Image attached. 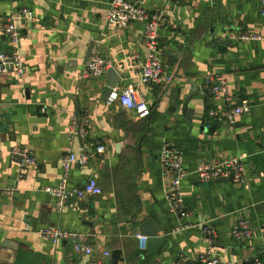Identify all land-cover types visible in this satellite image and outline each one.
Instances as JSON below:
<instances>
[{"label": "crops", "instance_id": "obj_1", "mask_svg": "<svg viewBox=\"0 0 264 264\" xmlns=\"http://www.w3.org/2000/svg\"><path fill=\"white\" fill-rule=\"evenodd\" d=\"M110 1L0 0V25L19 8L33 15L19 23L24 75L0 73V188H16L0 195V264H90L71 242L53 244L24 231L26 223L81 232L93 257L120 250L117 263L200 264L199 253L210 246L228 264H251L264 250V18L258 0H134L165 12L158 58L169 80L150 85L138 79L137 65L146 56L144 26L106 23ZM244 34L259 38L241 39ZM90 46L121 76L118 92L131 86L145 100L147 117L106 103L109 69L102 77L83 74ZM0 51H12L1 28ZM213 76L225 79L230 98H215L205 87ZM242 98L250 110L233 124L207 116L210 108ZM98 144L105 153L95 152ZM15 146L36 159L20 176L11 155ZM164 147L180 153L187 172L203 161L244 155L243 181L201 183L186 176L180 187L185 213L176 215L158 162ZM69 152L89 159L72 164L68 185L94 179L102 193L57 211L44 188L59 183L60 161ZM240 220H249L252 235L235 242L230 232ZM206 223L216 230L209 240ZM141 226L147 238L158 231L144 250L136 238Z\"/></svg>", "mask_w": 264, "mask_h": 264}, {"label": "built area", "instance_id": "obj_2", "mask_svg": "<svg viewBox=\"0 0 264 264\" xmlns=\"http://www.w3.org/2000/svg\"><path fill=\"white\" fill-rule=\"evenodd\" d=\"M260 6V15L264 18V0H258ZM32 12L27 8H19L13 14L8 16L0 25L2 34L9 40L12 51H0V73L9 71L15 72L19 76H23L26 66L22 56L18 51L21 39V27L19 23L23 20L32 18ZM165 12L163 9H154L152 11L144 8L138 1L134 0H111L106 12V23L115 26H128L133 22H140L144 26L142 44L146 51V56L138 66V79L142 84H157L163 80L168 81L165 76L164 64L159 60V31L164 21ZM241 39H257V35L244 34ZM109 62L101 53L93 48L84 65L85 76L102 77L106 70L110 68ZM205 87L215 97L230 98V93L225 79L222 76L208 77L205 81ZM120 103L127 109L135 110L139 117H147L150 114V108L145 100L135 96L134 89L131 86L126 87L122 92L112 89L110 95L106 99V103ZM250 110V102L247 98H242L239 102L227 108L212 107L208 110L207 116L220 123L226 122L233 124L238 116L247 113ZM76 121L74 119V122ZM76 133V130L74 131ZM77 132L82 136L86 131L81 125L78 126ZM69 144L72 143V135L68 136ZM104 144H98L95 148L97 154L105 153ZM11 155L18 163L19 176L27 169V167L36 164L35 156L23 147L15 146L11 150ZM244 155L233 157L230 159L203 161L199 163L195 170L187 172L182 165L180 153L173 148L164 147L158 155L159 165L165 175L169 178V183L165 188V196L169 204L170 212L176 215L185 213L184 201L181 195L180 187L184 178L193 174L201 183L210 182L219 178L231 179L233 183H241L243 181V165L242 159ZM89 155H76L69 152L61 158V166L63 170L62 177L56 186L45 187L44 191L51 195L54 207L57 211L64 209L70 201L80 200L86 196H96L102 193L101 188L96 180L89 179L81 186L70 187L68 185V171L72 164L84 165L87 163ZM15 187L0 188V195L11 196L15 193ZM249 220H240L235 223L231 229V238L235 242H243L248 240L251 235V227ZM26 232H33L39 238L50 240L53 244H59L65 241L72 243L76 252L90 256V264H107L111 258V251L104 250L100 257H93V249L86 243L85 234L77 231L64 230L52 226L33 228L26 223L23 227ZM202 231L208 238L216 236V230L207 223L202 226ZM139 248L144 250L146 247V236L136 234ZM198 261L200 264H228L222 261L218 256L212 253L210 246L199 253ZM125 264V263H117ZM251 264H264V250L261 256L253 259Z\"/></svg>", "mask_w": 264, "mask_h": 264}, {"label": "water", "instance_id": "obj_3", "mask_svg": "<svg viewBox=\"0 0 264 264\" xmlns=\"http://www.w3.org/2000/svg\"><path fill=\"white\" fill-rule=\"evenodd\" d=\"M90 48H91V46L89 47V50H88V52H87V54H86V58H85V60H84V64L86 63L87 58H88V56H89V54H90V50H91ZM107 76L109 77L110 82H109V86H108V88H107V90H106V94H105V97H106V98L110 95V93H111L112 89L115 87V85H116L118 82H120V80H121V76H120L119 74H117V72H116V70H115L114 68H111V69L108 70V72H107ZM191 96H192V94H189V96H188L186 102L189 101V99H190ZM222 179H226V178H219V179H217L216 181H220V180H222ZM229 180H231V179H229ZM140 229H141V230H140V233H141L142 235H145V234H143L144 232H142V226H141ZM157 232H158V231H157ZM157 232H156V233H157ZM156 233L149 234V238L146 237V243H148V242H153V241L158 240V238H155V237H156ZM160 240H161V238H160ZM120 253H121L120 250H114V251L112 252V256H111V258H112L113 263H117V262L121 259V258H120Z\"/></svg>", "mask_w": 264, "mask_h": 264}]
</instances>
